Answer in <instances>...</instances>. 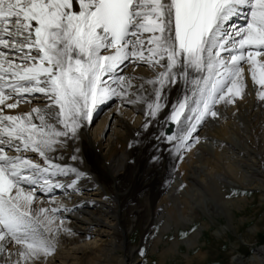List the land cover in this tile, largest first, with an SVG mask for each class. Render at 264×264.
I'll return each mask as SVG.
<instances>
[{"label":"snow or ice","instance_id":"6c2138e0","mask_svg":"<svg viewBox=\"0 0 264 264\" xmlns=\"http://www.w3.org/2000/svg\"><path fill=\"white\" fill-rule=\"evenodd\" d=\"M236 17L245 23L236 26ZM125 62L155 73L147 81L150 118L169 107V89L186 86L167 116L180 130L167 142L190 150V141L199 142V125L218 117L216 105L242 97L249 77L264 101V0H0L3 264H39L54 252L60 209L37 207L36 193L72 186L61 177L83 176L53 156L68 148L99 105L114 97L143 100L131 91L135 78L121 74ZM36 94L46 108L6 113Z\"/></svg>","mask_w":264,"mask_h":264},{"label":"bare ground","instance_id":"6f19581e","mask_svg":"<svg viewBox=\"0 0 264 264\" xmlns=\"http://www.w3.org/2000/svg\"><path fill=\"white\" fill-rule=\"evenodd\" d=\"M239 19L233 18L232 23L240 24ZM122 68L126 77L135 78L131 90L134 98L138 99L135 93L139 92L143 100L127 103L114 97L99 105L96 109L103 108L104 122L92 129L98 112L78 130L66 150L53 156L54 162L75 167L83 176L75 181L61 177V183L72 186L36 193L39 198L36 206L58 207L57 216L63 221L62 230L53 239L57 251L39 264H52L60 257L59 249L77 244L86 235L92 236L94 244L88 245L90 241H86L80 253L72 257L73 261L64 260L62 264H138L137 246L131 240L135 219L134 229L139 226L143 234L153 225L163 223V232L152 248V253L160 252L164 259L160 264H168V257L181 252V243L188 249L201 246L196 256L189 250L184 259L188 264H204L209 252L208 242L200 234L202 230L184 241L179 239V231L177 240L160 248L162 234L172 226L178 228L189 223L195 214L202 219V211L210 218L222 212V217L235 221L238 229L245 222H255L256 229L260 224L259 212L253 217H243L255 202L229 196L235 188L249 187L252 195L261 194L260 204L264 206V101L258 98V86L249 77L243 96L237 97L235 103L216 105L218 117H208L199 125L194 134L199 142L190 141L194 146L187 150L167 142L163 131L171 105L186 91L183 82L168 90L165 99L169 107L157 118H150L145 101L152 93V85L147 81L154 78L153 69L130 62H125ZM27 99L30 102L21 101L16 109H5L6 113L27 114L36 107L46 108L45 98L40 94ZM173 128L171 134L175 135L180 128L174 124ZM8 154L16 155L11 151ZM25 155L43 165L37 154ZM73 155L76 160L70 158ZM80 207L89 208V212L80 213ZM237 214L242 218L235 219ZM261 221L264 222V216ZM204 224L210 226L207 221ZM244 238L249 241L250 236ZM237 260L239 264H264V244L245 260L240 257Z\"/></svg>","mask_w":264,"mask_h":264},{"label":"rangeland","instance_id":"374dc122","mask_svg":"<svg viewBox=\"0 0 264 264\" xmlns=\"http://www.w3.org/2000/svg\"><path fill=\"white\" fill-rule=\"evenodd\" d=\"M140 69H143L144 72L148 71L146 67H140ZM100 113L95 117L96 119L93 122L94 125L92 126V129L96 128L97 125H101L102 121L104 120L105 113L104 112H102L101 114ZM247 188L246 187L235 188L234 191H231L229 193L230 194L229 196L230 197L242 196L249 201L255 202L254 204H252V206H249L248 213L246 215H243V217L245 218L247 215L251 217L252 214L254 216L257 212H259L260 220H258V223L260 224L257 227V229L255 228V222L252 223V221L245 222L238 229L235 227L236 226L235 221L229 222L224 217H222L223 216L222 212H218L216 214L214 213L213 214L214 216L210 218L208 217V214L206 212L201 210L203 214L202 219H200V217H197L195 214L194 218L189 223L180 225L178 226V228L176 226H172L171 228L166 230L165 233L162 234L160 238V242H159L160 248L167 247L168 245L172 244L173 241L177 240L179 231H181V235L179 236V239L181 241H184V239L188 238L194 232L200 229L202 230L200 234L202 233L204 234V236L202 235L200 236H202L203 239H206V241L208 242L207 251L209 252V256L204 264H231L232 262L234 264H239L238 260L235 261L238 257L245 260L248 256H251L257 247L264 244V222L261 221V219L264 216V206L262 207V205L260 204L263 203L260 202L261 194L252 195V193ZM242 192L243 194H241ZM244 192H248V194L250 195L245 194ZM80 208H81V211L79 210L80 213H82V211L87 213L89 212L88 210L89 208L86 207H80ZM241 216L242 215L237 214L235 215V219H241L242 218ZM204 221L209 222L210 226L208 225L207 227L204 224ZM136 222L137 220L135 219V224ZM135 224L131 229V240L133 245L137 246L135 254L139 258L138 261H140L138 264H160L161 259H163L161 256H159L160 252L156 251L152 253V248L155 244V240L160 236L161 232H163V226H164L163 223L159 222L155 224L156 226L153 225V227L150 228L146 234L145 233L143 234L141 232V228L139 226L137 227V229H134ZM242 235L244 237L250 236L249 241H247ZM82 239H80L77 244L69 245L68 247L66 246L59 249V252L61 251L59 254L60 257L57 260H54L52 264H62L64 260L65 261L69 260L71 262V260L73 261L72 257H74V255H76L77 252L80 253L81 248L85 247L87 242L90 241L88 245L94 244V242L91 241L93 239L91 235H86ZM181 246H182L181 252L176 251L175 254L173 253L170 257H168L167 259L169 260L168 264H188L187 260L184 259L185 258L184 256L187 254V251L190 250L191 255L196 256L197 252L201 250V246L197 248L193 247L190 249L187 248L185 243H181ZM57 249L58 246L55 247L54 251L55 250L57 251ZM74 251L75 253H73ZM234 256L236 258H234ZM59 260L62 261L60 262Z\"/></svg>","mask_w":264,"mask_h":264}]
</instances>
